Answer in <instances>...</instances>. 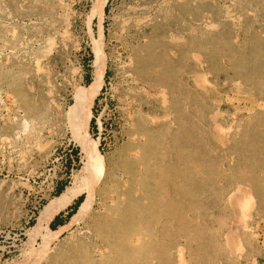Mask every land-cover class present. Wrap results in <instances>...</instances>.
<instances>
[{
	"label": "rangeland",
	"instance_id": "rangeland-1",
	"mask_svg": "<svg viewBox=\"0 0 264 264\" xmlns=\"http://www.w3.org/2000/svg\"><path fill=\"white\" fill-rule=\"evenodd\" d=\"M0 264H264V0H0Z\"/></svg>",
	"mask_w": 264,
	"mask_h": 264
},
{
	"label": "bare ground",
	"instance_id": "bare-ground-1",
	"mask_svg": "<svg viewBox=\"0 0 264 264\" xmlns=\"http://www.w3.org/2000/svg\"><path fill=\"white\" fill-rule=\"evenodd\" d=\"M94 92L95 91H92V94L89 98L83 99L74 104L70 110V114L75 115V119L72 124V139L79 146L82 157V167L78 174L79 180L77 179L79 182L74 186L64 188V190L59 195L52 198L43 207V210L41 211L39 217V221L44 222L45 224H47L59 210L69 206V204L78 195H80L81 192L91 191L92 187L87 182V175H97L98 172H101L100 169L102 166V158L97 152L96 146L88 136V126L91 118V106ZM84 211L85 202H82L79 205L77 211L72 216L70 224L78 221L83 215Z\"/></svg>",
	"mask_w": 264,
	"mask_h": 264
},
{
	"label": "trees",
	"instance_id": "trees-1",
	"mask_svg": "<svg viewBox=\"0 0 264 264\" xmlns=\"http://www.w3.org/2000/svg\"><path fill=\"white\" fill-rule=\"evenodd\" d=\"M82 199H83V196L82 195L78 197V199L76 200L75 204L72 207V211L68 214L69 216L73 213L74 210L77 209V207L80 204V202L82 201ZM64 221H65V219L64 220L62 219V220H59L58 222L59 223H63ZM50 227L51 228H54L55 226L52 223H50Z\"/></svg>",
	"mask_w": 264,
	"mask_h": 264
},
{
	"label": "crops",
	"instance_id": "crops-1",
	"mask_svg": "<svg viewBox=\"0 0 264 264\" xmlns=\"http://www.w3.org/2000/svg\"><path fill=\"white\" fill-rule=\"evenodd\" d=\"M74 202V201H73ZM71 205V204H70ZM57 215H59V216H63L61 213H60V211L57 213V214H55L53 217H55V216H57ZM56 218V217H55ZM62 220V219H61ZM64 220V219H63Z\"/></svg>",
	"mask_w": 264,
	"mask_h": 264
}]
</instances>
